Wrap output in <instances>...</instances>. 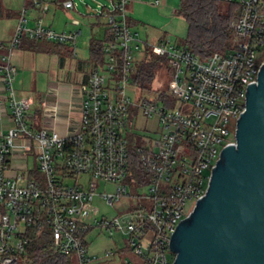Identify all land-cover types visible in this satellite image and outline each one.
I'll return each instance as SVG.
<instances>
[{"label":"built area","instance_id":"1","mask_svg":"<svg viewBox=\"0 0 264 264\" xmlns=\"http://www.w3.org/2000/svg\"><path fill=\"white\" fill-rule=\"evenodd\" d=\"M130 1L111 0V9L95 10L106 25L102 59L91 62L79 83V116L64 133L56 129L62 118L55 103L41 101L35 109L31 96L18 94L12 54L23 38L72 44L81 29L58 30L44 18L50 1L23 0L11 38L0 41V82L10 121L0 132V264L26 260L28 229L47 230L53 249L72 255L76 264H98L114 253L111 248L100 255L90 252L87 236L93 229L124 235L141 259L125 258L124 264H173L171 235L204 194L222 148L235 141L247 87L256 82L264 60V0H217L238 7L228 23L232 42L205 58L165 36L142 38L131 27ZM60 4L75 8L73 0ZM29 5L39 11L32 24ZM140 49L145 57L167 58L172 86L165 99L136 98L128 91L129 84L136 86L133 59ZM139 114L155 116L154 139L136 135ZM131 150L146 178L139 181L146 189L135 187L133 193L121 184L130 173ZM81 175L89 176L88 186ZM100 181L116 184L115 192L100 195L108 204L132 197L134 206L112 218L98 217L92 200ZM188 201H194L190 209Z\"/></svg>","mask_w":264,"mask_h":264},{"label":"water","instance_id":"2","mask_svg":"<svg viewBox=\"0 0 264 264\" xmlns=\"http://www.w3.org/2000/svg\"><path fill=\"white\" fill-rule=\"evenodd\" d=\"M173 264H264V60L247 87L235 141L171 235Z\"/></svg>","mask_w":264,"mask_h":264},{"label":"rangeland","instance_id":"3","mask_svg":"<svg viewBox=\"0 0 264 264\" xmlns=\"http://www.w3.org/2000/svg\"><path fill=\"white\" fill-rule=\"evenodd\" d=\"M9 1H11L9 3ZM57 2L59 0H47ZM159 3H154V0H132L131 11L129 13L131 25L139 32L142 38L154 40L156 37H168L177 45H186L185 37L187 32L186 20L179 15L180 0H159ZM75 3V10H68L67 12L58 11L55 14V19L63 22L67 30L81 29V34L77 37L72 45H67L66 49H59L58 47H42L34 52H27L25 54V61L23 62V69L21 70L19 78H22L23 83L19 85L21 92L19 95L31 96L32 98L42 95L47 92L50 85L57 81L68 83L76 77L74 65L76 62L89 57V41L92 37L101 39L104 34L105 19L103 17H96L95 10H100L102 5L107 8H112L111 0H73ZM20 0H0V10L5 12V7L15 9ZM130 4H128L129 6ZM45 20H49V15H46ZM75 18L79 24L72 25L70 21ZM46 42V41H44ZM46 45H51L46 42ZM17 49V48H16ZM15 49V50H16ZM14 50V51H15ZM73 52V53H72ZM59 56V57H58ZM145 57V52L140 49L134 52L133 64L136 72L132 78L135 79L139 65ZM15 57H12V62L16 65ZM63 63L64 66H61ZM167 64L157 67L155 76L147 88H143L136 83V86L129 84L128 91L136 98L141 95L148 97L158 96L165 99V95L171 90L172 77L171 72L167 68ZM24 76V77H23ZM16 89V80L14 82ZM18 91V90H17ZM176 102H173L175 105ZM185 108H183V111ZM137 136H144L149 139L156 137V118L151 116L146 118L139 114L136 116ZM234 125V120H232ZM31 159V158H30ZM31 161V160H30ZM88 175H81L79 180L88 186ZM139 179L129 173L121 184H126L128 190L132 193L137 187V192L144 191L146 187H139ZM116 184L111 182L100 181L96 188V195L92 200V205L97 209L98 217L112 218L117 216L127 209L134 206L135 198L126 199L121 197L120 200L113 204H108L100 195L104 192H115ZM194 201H188L186 206L188 209L192 208ZM114 240V243L112 242ZM87 243L89 250L92 253L95 249L101 250L103 248L113 249V255L107 257V264H124V259L129 258L135 263H140L141 259L136 255L130 246L124 240V235L115 231L110 234L106 229H93L87 236ZM27 259V258H26Z\"/></svg>","mask_w":264,"mask_h":264},{"label":"trees","instance_id":"4","mask_svg":"<svg viewBox=\"0 0 264 264\" xmlns=\"http://www.w3.org/2000/svg\"><path fill=\"white\" fill-rule=\"evenodd\" d=\"M236 11H238L237 5L221 3L217 0H180L178 13L187 23L185 44L200 58H205L214 51H224L232 42V32L228 23ZM104 39L105 35L103 39L94 37L90 39L88 61L92 63L101 61ZM28 44L33 46L31 41H28ZM56 46L61 49L64 45ZM163 64H167L165 56H146L139 65L135 82L147 88L155 76L156 68ZM129 166L132 176L140 178V181H146L134 150L130 151ZM27 234V259L17 264H76L72 255H64L53 249L47 230L28 229Z\"/></svg>","mask_w":264,"mask_h":264},{"label":"crops","instance_id":"5","mask_svg":"<svg viewBox=\"0 0 264 264\" xmlns=\"http://www.w3.org/2000/svg\"><path fill=\"white\" fill-rule=\"evenodd\" d=\"M60 1L54 2L50 1V6L48 9V12L46 15H49V20H45L47 24L50 26L58 29V30H66L65 24L63 22H59L55 19V14L56 12H67L68 10H75V8H64L61 4ZM11 1H9L10 3ZM21 4L19 3L15 9H12L11 7H5V12L0 10V41H7L11 38L15 26L17 24V18H18V12L19 9L23 3V0H20ZM131 2H129L128 6V15L131 11ZM39 15V11L32 5H29L28 9V17H29V24H32V20ZM45 15V16H46ZM75 18H72L73 20ZM130 19V16H129ZM132 20L130 19V22ZM72 25H75L70 21ZM105 23V22H104ZM105 28L106 25L104 24ZM133 29L134 25H131ZM136 30V29H135ZM105 33V30H104ZM104 34L102 35L101 39H103ZM161 36L156 37L153 41H156L160 39ZM147 39V37H146ZM149 40V39H148ZM28 41H31L33 46L28 44ZM152 41V40H150ZM51 45H46V42L44 41H33L27 38H23L21 45L13 52L12 57H15V63L17 64V75H16V86L18 87L17 90L18 92H21V85L23 83L22 78L20 76V73H22L21 70H24L23 65L25 61V54L27 52H34V51H41L39 50L42 47H57L56 45H64L63 49H66L67 45H72V44H57V43H52L49 42ZM73 53V52H72ZM59 57V56H58ZM13 60V59H12ZM14 62V61H13ZM65 63H63L61 66H64ZM91 67V62L88 61V58L86 60L82 59L78 62L75 63L74 65V71L76 74V77L74 79L70 80L68 83L65 82H60L57 81L56 83H53L50 85V88H54L56 92H52L49 94L48 90L47 92L43 93L42 95H38L35 98L33 97V100L35 102L34 108L39 106V103L41 101H47L50 103H55L57 106V113L62 118L56 123V129L64 133L66 129L71 130L75 127V123L78 119L79 116V93H78V85L79 83L84 79L85 75L89 71ZM24 77V76H23ZM1 82H0V132H5L7 127L10 125V121L7 117V101H6V93L1 87ZM52 91V89H51ZM70 109V111H68ZM68 119V120H67ZM21 162L16 161L15 165L16 166H21ZM108 248H103L101 250H94L92 251L93 254L100 255L103 253L104 250H107ZM110 249V248H109ZM108 259H103L101 262L98 264H107Z\"/></svg>","mask_w":264,"mask_h":264}]
</instances>
